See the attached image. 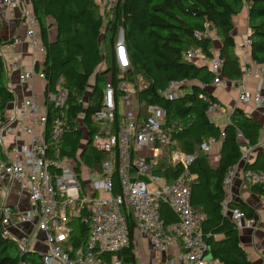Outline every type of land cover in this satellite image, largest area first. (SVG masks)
I'll return each mask as SVG.
<instances>
[{
  "label": "built area",
  "instance_id": "built-area-1",
  "mask_svg": "<svg viewBox=\"0 0 264 264\" xmlns=\"http://www.w3.org/2000/svg\"><path fill=\"white\" fill-rule=\"evenodd\" d=\"M98 1L111 3L112 0ZM1 3L6 9L20 11L18 21L25 29L24 37L17 36L6 43L10 53L13 54L16 45L26 43L31 57V63L26 66L3 50L5 44L0 47L8 86L13 93V99L0 109V211L6 233L13 237L21 252H37L33 243L35 233L41 232L44 249L37 252L41 264H132L124 263L117 255L111 260L104 256L132 246L136 259L141 251L138 237L141 235L148 238L150 246L141 264H210L206 240L210 233L202 231L205 214L195 211L191 201L195 177L189 165L193 156L172 151L171 160L183 167L172 182L153 172L161 152L173 145V128L166 126L165 111L151 105L148 114H142L137 100L133 107L132 88L124 75H119L115 83L109 74L102 106L93 117L100 129L93 134L92 144L106 154L101 171L65 154V136L73 129H87L81 117L70 122L67 116L69 89L65 80L62 77L51 80L45 70L47 49L41 40L40 21L29 0H1ZM250 45L247 34L238 46L244 58L250 52ZM198 53L189 49L184 56L195 59ZM120 56L125 70L128 57L122 51ZM221 65L222 59L216 54L209 64L216 74L212 85L225 83L220 77ZM260 74L262 79L254 90L245 86L243 78L239 81L238 99L264 109L263 69ZM182 84L183 81L173 82L162 94L176 98ZM220 109L217 102H212L208 113L213 117ZM241 141L242 159L247 160L254 147L243 138ZM217 143L218 140L210 138L200 147L210 152ZM145 149L154 153L152 160L143 154ZM114 174L119 183L117 193H114ZM95 175H99L98 180ZM244 177L252 183H264V173L246 172ZM14 184L27 195L28 209L6 203L5 196ZM224 186L223 213L238 230L258 229L254 218L231 206L234 202L231 171L224 177ZM164 207L175 215V222H167L163 217ZM127 215H131L135 225L133 237ZM78 219L87 222L88 230L85 243L74 248L71 241L74 222ZM21 224L31 225L32 231L9 233V227Z\"/></svg>",
  "mask_w": 264,
  "mask_h": 264
},
{
  "label": "trees",
  "instance_id": "trees-1",
  "mask_svg": "<svg viewBox=\"0 0 264 264\" xmlns=\"http://www.w3.org/2000/svg\"><path fill=\"white\" fill-rule=\"evenodd\" d=\"M29 2L40 21V36L47 49L45 70L51 80L60 77L65 80L69 89L67 116L70 122L81 117L87 129L70 131L64 138L63 152L101 171L106 154L92 144L93 134L100 129L93 117L102 106L109 74L115 83L119 81L115 44L118 32L122 30L129 62L124 78L141 107L140 112L148 114L147 108L151 105L161 108L166 114V126L173 128L174 143L165 149L167 154L159 164L164 177L172 182L183 169L181 164L171 160L173 150L192 155L189 169L195 179L191 201L195 211L205 214L202 231L210 233L206 237L210 256L217 264H254L241 245L238 228L223 213L222 205L226 198L224 177L243 158L241 138L257 147L263 126L245 112H233L230 121L220 127L208 113L209 104L217 99L206 89L216 74L208 65H199L194 59L186 58L184 53L193 49L210 60L217 54L222 59L220 77L234 83L242 80L243 66L236 51L234 18L247 5L250 57L264 70V0H117L107 16L98 0ZM52 26H55L56 35L50 40ZM211 32L218 41L216 54ZM103 33L105 52L101 45ZM6 43L0 33V47ZM104 62L107 64L103 65ZM138 75L144 79L142 86L138 85ZM179 81L183 84L178 88L176 98L162 94L171 83ZM85 93H88L86 103L81 99ZM12 99L6 64L0 55V109ZM210 138L221 144L215 167L209 161L208 152L200 147ZM245 172L264 173V148L253 161L245 163ZM113 178L114 193H117V175ZM245 181L251 192L264 198V183H252L246 178ZM231 206L240 208L249 218L255 215V209L246 203L234 201ZM162 214L167 222L177 220L168 207L163 208ZM127 219L133 237L135 225L131 215H127ZM74 227L71 243L78 248L86 241L88 225L78 219ZM6 231L0 211V264H41L39 253L23 254ZM217 235L221 237L217 238ZM116 255L124 263L136 262L132 246L104 257L111 260Z\"/></svg>",
  "mask_w": 264,
  "mask_h": 264
},
{
  "label": "crops",
  "instance_id": "crops-1",
  "mask_svg": "<svg viewBox=\"0 0 264 264\" xmlns=\"http://www.w3.org/2000/svg\"><path fill=\"white\" fill-rule=\"evenodd\" d=\"M20 11L15 9L13 11L6 9L3 7L1 0H0V22H1V37L4 42H10L14 37H24L25 36V29L21 27L18 17ZM235 22V41H236V51L238 50L239 44L244 39V36L248 32V6L245 5L240 14H238L234 18ZM56 30L55 26H52L49 29V38L53 40L55 35L52 33ZM3 50L6 51L7 54H10L11 58L14 57L18 59L20 62L24 63V65H28L31 63V57L29 55V48L26 43H20L15 46L13 54L10 53L7 44L4 45ZM240 55V61L243 66V82L245 86L250 89H256L258 82L262 79L260 74V70L263 69L261 66L257 65L251 60L250 52L245 56H242L240 51L238 50ZM194 62L198 63L199 65H208L210 64V59H207L204 55L200 52L198 53L197 57L194 59ZM16 75V74H15ZM13 84L16 83L17 77L14 76ZM239 83V82H238ZM234 82H229L225 80V83L222 86H215L209 84L206 86V89L209 93H211L216 99L217 103L221 106V109L218 111L216 115L212 117V119L220 126L224 127L229 121L231 114L234 112L236 108H240L243 112L247 113L248 116L254 118L258 122L261 123L263 126L260 145L254 147L249 159L244 160L242 159L234 168L231 170L232 175V192L234 196V201L243 202L255 209L254 219L258 224V229L254 230L251 228H246L243 230H239V236L242 247L247 251L249 259L254 264H264V198L258 196L250 191L249 187L245 181V163L247 161H253L258 153L259 150L264 148V109H261L255 106L252 103H244L238 99L239 95V84ZM17 91L19 89H16ZM174 143V142H173ZM220 142L214 145L210 152H208V158L213 167L217 166L220 158ZM143 152V151H142ZM145 154V153H143ZM167 154V150H163L159 157L156 159V162L153 166L154 174H162L163 169L159 167V164L163 161ZM148 159L152 160L153 156L149 154H145ZM9 195L5 196L6 203L12 206H17L21 210H26L29 208V201L27 195L22 193L18 187V185L14 184L10 188ZM9 233L14 235L21 232H31L32 226L29 224H21L17 227H9ZM38 236H37V235ZM139 237V246L141 251L138 253L136 261L138 264L147 257L148 252L150 250L148 238ZM220 238V236H216ZM44 235L41 232L35 233V242L33 243V250L40 252L44 249L42 244ZM208 258L212 260L215 264L217 261L214 260L210 254Z\"/></svg>",
  "mask_w": 264,
  "mask_h": 264
},
{
  "label": "rangeland",
  "instance_id": "rangeland-1",
  "mask_svg": "<svg viewBox=\"0 0 264 264\" xmlns=\"http://www.w3.org/2000/svg\"><path fill=\"white\" fill-rule=\"evenodd\" d=\"M103 1V0H102ZM116 1L117 0H112L111 1V3L109 2H107V3H104V1L101 3V8H103V14L104 15H109V12H110V10H111V8L115 5V3H116ZM247 26H248V22H247ZM248 31H249V29H248ZM247 34H248V32H247ZM246 34V35H247ZM53 35H55V32L54 33H52V38H53ZM210 35H212V37H213V39H215V50H214V52H215V54L218 52L217 51V44H218V41L216 40V35H215V33L213 32H211L210 33ZM245 35V36H246ZM104 36H105V33H103L102 35H101V45H102V48H103V51L105 52V48H104V42H105V38H104ZM244 36V37H245ZM121 37H123V32H122V30H119V32H118V35H117V40H116V44H115V55H116V61H117V66L119 67V70H120V75H125L124 74V72H125V70H123V67H122V65L120 64L121 63V51L125 54L126 53V50H124L123 48H125V46H124V41L123 40H121ZM243 41V40H242ZM120 47V48H119ZM122 47V48H121ZM127 55V54H126ZM107 63L106 62H104L103 63V65H106ZM102 65V66H103ZM128 66H129V62L127 63V65H126V68H128ZM105 67V66H104ZM103 67V68H104ZM101 68V67H100ZM99 68V69H100ZM99 71V70H98ZM93 79H94V77H92V82H91V84H93ZM136 79H137V81H138V85L139 86H142L143 85V83H144V79L140 76V75H138V76H136ZM87 96H88V93H85L82 97H81V99L84 101V103H86V100H87ZM136 106V98H134V101H133V107H135ZM120 111H121V113H123V111H124V108H123V105L121 104L120 105ZM177 126V124L175 125V127ZM138 149V148H137ZM143 153H147V154H149V155H153L154 153L152 152V151H150V150H147V149H145V150H143ZM95 179L96 180H98L99 179V175H95ZM159 182H161V181H159ZM100 195H102L101 193H100ZM37 235V234H36ZM38 236V235H37ZM210 264H214L213 263V261H211L210 262Z\"/></svg>",
  "mask_w": 264,
  "mask_h": 264
},
{
  "label": "water",
  "instance_id": "water-1",
  "mask_svg": "<svg viewBox=\"0 0 264 264\" xmlns=\"http://www.w3.org/2000/svg\"><path fill=\"white\" fill-rule=\"evenodd\" d=\"M121 40H123V37H121ZM90 94H91V93H90ZM234 112L241 113V112H243V110L240 109V108H236V109L234 110Z\"/></svg>",
  "mask_w": 264,
  "mask_h": 264
}]
</instances>
